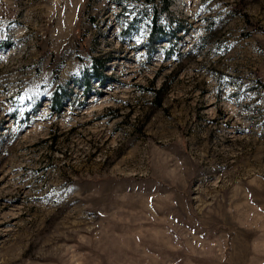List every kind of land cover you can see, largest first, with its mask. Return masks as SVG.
<instances>
[{
  "label": "rangeland",
  "instance_id": "374dc122",
  "mask_svg": "<svg viewBox=\"0 0 264 264\" xmlns=\"http://www.w3.org/2000/svg\"><path fill=\"white\" fill-rule=\"evenodd\" d=\"M0 264H264V0H0Z\"/></svg>",
  "mask_w": 264,
  "mask_h": 264
}]
</instances>
